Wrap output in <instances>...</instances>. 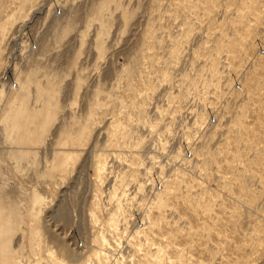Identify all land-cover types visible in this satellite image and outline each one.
Instances as JSON below:
<instances>
[{
    "label": "rangeland",
    "instance_id": "obj_1",
    "mask_svg": "<svg viewBox=\"0 0 264 264\" xmlns=\"http://www.w3.org/2000/svg\"><path fill=\"white\" fill-rule=\"evenodd\" d=\"M3 109L17 264H264V0H0Z\"/></svg>",
    "mask_w": 264,
    "mask_h": 264
},
{
    "label": "bare ground",
    "instance_id": "obj_2",
    "mask_svg": "<svg viewBox=\"0 0 264 264\" xmlns=\"http://www.w3.org/2000/svg\"><path fill=\"white\" fill-rule=\"evenodd\" d=\"M24 86H25L24 84L16 83L15 86H13L9 90L8 93H5L6 104L8 103V101L12 99V96H17L18 94L17 91L19 89L25 90ZM91 107L92 108L89 111L88 119L82 124L80 129L78 128L77 130H75L73 136H71L70 132L67 129L62 130L56 141L57 144H61V143L64 145H80L81 144V141L83 140L85 135L90 134V130H88L90 127L89 123L92 121L95 109L99 108L100 104L94 103ZM8 117L9 115L6 109H3L0 115V119H1L0 121H1V124L3 125V129H2L3 139L6 143H9L11 145V149H9V152H8L9 156L12 159L17 160V159L24 157L25 155L29 153L31 154L30 152L31 150L25 151V149L20 148V146L19 148L15 146V145H20L19 130L18 128H14L10 125ZM31 140L36 144H41L44 141V136L42 135L41 132L39 134L36 133L32 135ZM58 155L59 153H56L54 155L55 159L57 160L56 168L57 169L59 168V170H65L67 166V161L58 157ZM62 156L66 157L64 153H62ZM30 201L33 204V206H39L42 203V198L37 193H33L31 195ZM13 215H14V212L12 209H9V211H7V213L4 214L3 210L0 208V264H17L16 259H17L18 252L13 250V248L9 245L12 235L14 234L16 229L18 230L19 228V224L17 226H15L16 224H14ZM29 215H30L29 222H31L29 224V235L30 237L31 236L37 237L40 233V230L37 227V223H39L40 209L34 208L33 210H30ZM92 219H93V222H95L94 218ZM99 238H100L99 242L101 243L105 242L103 237H99ZM46 253L49 254V257L52 261H56L55 256L51 252H49L48 249Z\"/></svg>",
    "mask_w": 264,
    "mask_h": 264
}]
</instances>
